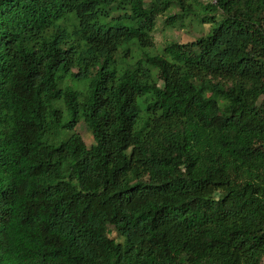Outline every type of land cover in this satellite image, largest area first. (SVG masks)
Masks as SVG:
<instances>
[{
  "label": "trees",
  "instance_id": "16d2710c",
  "mask_svg": "<svg viewBox=\"0 0 264 264\" xmlns=\"http://www.w3.org/2000/svg\"><path fill=\"white\" fill-rule=\"evenodd\" d=\"M198 4L0 0V264H264V0Z\"/></svg>",
  "mask_w": 264,
  "mask_h": 264
},
{
  "label": "rangeland",
  "instance_id": "374dc122",
  "mask_svg": "<svg viewBox=\"0 0 264 264\" xmlns=\"http://www.w3.org/2000/svg\"><path fill=\"white\" fill-rule=\"evenodd\" d=\"M200 4L198 6L201 7V4L212 2L213 0H199ZM177 10L176 7L166 11L163 14H159L156 18L155 28L153 30V39H154V47L151 49L152 52H160L161 49L164 47L165 44L171 41L175 42H187L194 40L196 37L205 34L208 29V24L203 25H191L187 26L183 29L178 28H169L164 26L163 19L165 16L169 13H173ZM75 71V69H73ZM65 83L72 84L73 86H84V83L82 81H78L76 79H71V77H67L65 79ZM74 131H76L84 140L87 146L91 145L93 143L92 134L84 124V122L79 121L74 128ZM66 135V134H65ZM135 171H132L130 175L134 174ZM138 172L141 177H145V174L142 172L141 169H138ZM110 236L116 237L115 232L112 231L110 233ZM117 240H121L119 237H116Z\"/></svg>",
  "mask_w": 264,
  "mask_h": 264
}]
</instances>
